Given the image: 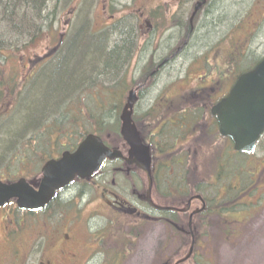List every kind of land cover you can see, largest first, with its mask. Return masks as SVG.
<instances>
[{"label": "rangeland", "instance_id": "1", "mask_svg": "<svg viewBox=\"0 0 264 264\" xmlns=\"http://www.w3.org/2000/svg\"><path fill=\"white\" fill-rule=\"evenodd\" d=\"M195 2V0H71L64 9L61 5L62 9L57 14L55 26L57 28V34H55L57 43L56 41L54 43V35H51L45 41L36 42L26 50L17 48L16 44L12 46L14 50L13 48H4V56L8 57L6 60L9 61L6 65V73L4 72L0 77V81L5 84L10 82L11 85V81H16L19 87L22 83L25 85L24 82L29 74L39 75L52 62L47 58L49 59V56L58 50L55 47H57L60 37H65V41H67L74 31L85 25L87 26L86 30L91 27L92 32L104 28H107V31L111 29L113 35L109 39L110 46L114 45L113 37L118 33V30H115L117 22H126L127 28L132 30L133 34H139L136 49H132L130 59L120 70L122 75L127 71V75L122 76L125 81H128L127 83H138L144 67L151 65L152 72L155 71L163 57L172 49L175 52L181 47L178 41L182 37L184 40L189 38L187 48L178 54L179 57L161 70L156 81L150 79L149 86L141 90L142 95L135 108V116L143 131L142 135L147 139L148 135L155 132L156 129L151 125L146 127V122L148 123L150 120L147 115H152L150 118L153 119L173 118V115L181 111L182 107H189L187 105L189 99H182V95L186 93L183 90L206 91V94H209V89L215 88L218 75L222 82L217 84L215 90L222 93L224 90L228 92L239 75L252 68L259 59L264 57V0H206V5L193 20L191 33L187 36L188 33L183 32L182 26L189 21ZM144 21H148L149 27L144 24ZM91 38H93L92 35L85 39L83 49L78 51L79 58L75 60L71 70L74 71L80 66L83 57L94 58L93 49L89 47ZM116 39L121 40L122 38L116 37ZM9 55H11V60ZM0 58L1 60L5 59L2 56ZM28 58L41 62L35 65L29 64ZM65 60L67 61L68 58L66 57ZM32 68L33 71H31ZM57 70L61 71L62 67ZM71 74L73 73L71 72ZM128 91L125 90L123 105ZM166 98L170 99L172 103L164 111L163 106L167 104L165 103ZM22 104L18 110L14 104L11 111L13 100L8 106L6 102L0 105L1 139H4L2 135L6 126L10 127L8 136H12V133L18 136L21 133L19 129L13 130L16 124H20L17 118ZM122 107L119 112L113 111L106 117L111 125L114 123L119 127V115ZM36 108L39 110L38 105ZM9 112L8 116L1 117L4 113ZM116 116L118 124L115 123ZM10 118L14 121H9ZM44 124L46 123L44 122ZM176 130L164 135H167V139L174 138L175 142L177 136H181L178 139L181 143L176 144L179 147L178 150L189 152L190 159L193 154L195 155L194 161H190L191 170L199 177L206 192L210 195L216 194V192H225L226 188L224 190L219 188L223 184L221 183L223 180L227 181L225 185L229 188L227 191L230 192V188L248 179L249 187L245 191L246 195L252 196V198L248 197L247 200H243L245 196L242 195L240 200L244 201L243 204L239 202L240 204L229 206V210L225 213L226 215L234 214L235 216H231L233 219L228 217L212 219L213 226L203 232L204 237L198 243L199 248L196 250V256L188 264H264V194L262 195L264 192V138L255 155L243 160V158L235 157L230 153L223 157L222 152L225 150V145L217 142L216 139L207 145V141L203 140V137L210 139L204 133V125L200 126L198 133L200 136L191 137L184 131H178L177 128ZM31 132L33 131L30 130L29 133ZM199 137L201 138L199 139ZM52 141L54 142L55 139ZM24 142L32 141L29 137H25L21 144ZM61 142L65 143L64 140ZM109 143L116 147L120 141L116 136H113ZM45 149L50 148L48 146ZM217 157L219 161L214 163ZM41 159L42 156L29 162L30 175L25 174L24 165L28 162H22L23 158L18 163L8 159L7 162L1 164L3 172L0 177L8 179V174L16 173L12 179L21 176L30 179L34 175L32 173L39 169V163L34 161L38 162ZM223 160L227 166L223 175L218 176V162L225 163ZM31 162L32 164H30ZM165 162H168V158L165 159ZM172 166L175 172L171 179L174 180L184 168L178 164H172ZM256 174L257 177H255ZM142 176L145 181V176L143 174ZM251 179L253 182L257 180V183L253 184ZM122 185V180H116L114 191L120 192ZM254 186L261 188L256 190ZM85 200L88 201V195ZM67 210L68 208H64L61 212L66 213ZM59 218L62 219L61 216ZM94 221L96 220L94 219ZM50 225L46 220L39 219L33 222V219H30L26 227L18 230L15 234L17 242L14 245L13 257L16 259L13 264H38L40 255L33 252L31 248L36 239L40 237L42 246H45L47 251L49 248L47 228ZM124 225V221L120 220L114 232V237L117 238L116 244H114L116 264L165 263L160 251L159 240L163 233L161 226L143 224L141 231L133 233L124 230ZM187 250L188 247L182 253L176 256L172 255L173 261L175 262L185 255ZM171 252L169 251V253ZM119 255H121L120 258H118ZM100 259L99 256L94 258L91 264H97Z\"/></svg>", "mask_w": 264, "mask_h": 264}, {"label": "trees", "instance_id": "2", "mask_svg": "<svg viewBox=\"0 0 264 264\" xmlns=\"http://www.w3.org/2000/svg\"><path fill=\"white\" fill-rule=\"evenodd\" d=\"M70 1L71 0H0V57H5L3 60L0 58V77L4 72L6 73V65L9 61L6 60L8 57L4 56L5 52H3V50L5 47L6 49L13 48L12 46L16 44L15 46H17V48L20 47L22 50H26L36 42L45 41L48 36L51 35H54V43L55 41L57 43V35H55L57 34V28H55L57 14H59V11L62 8L64 9L67 6L66 4ZM52 3L53 6L50 9L49 5ZM112 10L114 9L112 8ZM110 13L112 14V12ZM127 26L124 21L115 23V30H118L119 37L122 39L118 40L114 45L110 46L109 39L112 37L111 34L98 35L92 38L89 47L93 49L94 58L90 59L87 56L83 57L80 66L75 68L74 71L70 68L73 67L75 60L79 58L78 51L83 49V47H80L82 43H77L76 41L72 42L71 39L65 44L66 38L63 37L60 39L57 47H55V49L58 50H56L52 56H49V59L47 58L52 62L49 63L39 75L28 73L29 76L26 77L24 82L25 85L22 83L19 87L16 81H11L12 85L10 82H6L5 84L3 81L2 83L0 81V105L6 102L8 106L10 101L12 103L13 100V105L10 107L11 111L14 104L18 110V107H20L23 102L17 118L20 124H16L13 130L19 129L21 133H19L18 136H15L14 133H12V136H8L10 134V127L6 126L5 129H3L2 135L4 139L0 138V174L3 172L1 164L7 162L8 159L18 163L20 162L19 160L23 158L22 162H28V164L24 165L25 174L27 173L30 175L31 167L29 162L31 160L42 156L41 161H34L39 163L38 166H40L43 164L42 161H44L43 159L45 157L47 158L50 157L52 153H57L60 151L58 149L61 147H64L66 150L74 149L77 147L78 143L89 134L102 137L106 139L108 143L113 136H116L118 140L120 139L118 125L114 123V125H111L106 117L113 111L119 112L124 102L125 90H130L131 85L135 82L127 83L128 81L124 80V84H111L106 81V79L110 80L115 73L119 74L125 63L129 60L132 45L130 36L133 34V31L127 28ZM90 29L91 27L87 30L85 28L82 32L86 31L84 32L85 34L89 31L90 33ZM74 34H79V31H74L72 35ZM66 57L68 58L67 61L65 60ZM9 59L11 60V55H9ZM27 60L29 64L34 65L41 62L40 60L29 58ZM261 60L263 59H259L257 63ZM231 63L234 64L232 61ZM60 67H62V70L58 71L57 68ZM33 68L31 71H33ZM249 70H251V68L247 71ZM71 72L73 74H71ZM141 79L142 82H146L147 86H149L150 79H146L144 76ZM36 105L39 106V110H37ZM169 107L170 106H168V108ZM9 114L10 112L4 113L1 117L8 116ZM59 114L63 116L61 117ZM195 114L196 111L181 110L176 115H173V117H175L172 118V120H161L162 118L153 119L150 118L152 115L149 114L147 117H149L150 120L148 123L146 122V127L150 124L153 127L162 128L165 124H170V126H168L169 129L164 131L165 133L177 131V128L184 131L185 134H190L192 137L199 133V127L197 128L198 122H195L193 118ZM134 119L142 135L143 131L137 123L136 116ZM151 119L153 120L151 121ZM9 121L14 120L10 118ZM44 122L46 124H44ZM115 123L118 124L117 116ZM199 123H201V120H199ZM30 130L33 131L31 132L32 135L29 133ZM213 134L216 135L217 139L212 136ZM25 137H29L32 142H24V144H21ZM208 137L210 140L203 137V140L207 141V145L215 139L217 142L225 145L220 141L221 139H218L219 137L214 130L208 132ZM32 138H39V142L33 141ZM200 138L201 137H199V139ZM52 139H55V141L53 142ZM61 140H64L65 143H62ZM50 145L55 147L58 151H52V153L48 150L36 151V148ZM174 145V138L167 139L165 137H160L153 143L154 151L161 152V155L165 154V157L161 159L162 164L160 165H162V168L160 173L155 176V181H157L158 185L164 186V179H170L167 177L169 171L167 168L168 165H172L177 161L181 162V160L178 159L180 154L177 155L176 153L168 152L174 149ZM230 147L232 148L231 145ZM18 151L20 152L18 153ZM9 152H11V154H9ZM167 153H169V155H167ZM222 153H226V156L229 154L227 146ZM233 155L235 156V154ZM167 158L168 162H165ZM216 161H219L218 157L214 163H216ZM223 162H225V160H223ZM153 163H155L154 166L159 170L161 167L159 163ZM30 164H32V162ZM183 164H185L183 167L187 168V172L184 173L181 180L185 195H188L189 191H193V187H203L204 185L200 182L199 177L193 174L190 162L184 161ZM224 164L227 166L226 162H218L217 170L220 172L224 171ZM35 173L36 171L32 174ZM15 175L16 173L8 174V179H12ZM238 194L240 196L242 192ZM234 198L237 199L238 197L234 196ZM234 198L232 199L235 200Z\"/></svg>", "mask_w": 264, "mask_h": 264}, {"label": "flooded vegetation", "instance_id": "3", "mask_svg": "<svg viewBox=\"0 0 264 264\" xmlns=\"http://www.w3.org/2000/svg\"><path fill=\"white\" fill-rule=\"evenodd\" d=\"M144 24L148 26V21H144ZM186 93L189 97L196 96L206 100L211 107L227 94V92H217L215 88L210 89L209 94L198 91ZM167 103L170 104L172 101ZM162 137L167 138L166 135ZM179 137L181 136H177L175 145L181 143ZM38 139L33 138V141L39 142ZM145 142L149 144L152 156V141ZM111 147L121 150L124 158L128 157V150L122 142L116 147ZM168 152L182 154L175 148ZM160 153L153 151V159L159 165L162 164L159 161L162 157ZM154 165L153 174L157 176L162 165L159 166V170ZM167 168L169 175L172 176L175 172L173 166L168 165ZM40 175L41 170L37 176ZM178 177H182V172ZM178 177L174 180L165 178L164 186L154 181L151 192L153 204L169 210L160 211L151 205L142 172L133 165H127L121 159L108 162L105 169L89 181L76 179L70 187L58 193L55 200L41 212L20 211L12 202L0 208V264H13L16 259L13 257L14 245L17 242L15 234L20 228L26 227L30 219H33V222L39 219L46 220L51 224L47 228L49 242L47 251L45 246H42L40 237L31 248L40 255L38 264H91L98 256L101 259L97 264H116L114 244L117 238L114 237V232L120 220L125 223L124 230L133 233L141 231L143 224L161 226L163 233L159 240L160 251L167 264H174L173 259L169 257L182 253L185 247H188V253L193 242L195 243L193 254H196L198 243L204 237L203 232L199 233V229L205 231L210 221L220 215L221 208L216 207V201L212 206L207 199L204 201L194 198L196 197L194 193L185 195L182 180ZM116 180L123 182L120 192L114 191ZM87 195L88 201L84 199ZM203 207L205 208L202 210ZM64 208H68L66 213L61 212ZM182 210L186 211L181 212ZM68 214L71 215L67 216ZM60 216L62 219L59 218Z\"/></svg>", "mask_w": 264, "mask_h": 264}, {"label": "water", "instance_id": "4", "mask_svg": "<svg viewBox=\"0 0 264 264\" xmlns=\"http://www.w3.org/2000/svg\"><path fill=\"white\" fill-rule=\"evenodd\" d=\"M205 1L195 7V13L202 8ZM192 19L190 23L192 24ZM138 101L137 93L130 91L126 104L120 115V135L129 148L128 164L142 170L148 180V198L152 189L151 159L149 148L141 142L132 116ZM217 118L219 133L229 138L234 150L250 154L255 143L264 131V60L250 72L241 75L230 93L212 109ZM122 158L119 151H111L103 144L100 137L90 134L73 152H66L59 160H51L42 169V178L36 191L34 183L25 179L12 184L0 180V207L15 201L19 210L38 212L43 210L53 199L55 192L63 190L76 178L89 179L103 167L104 161ZM186 211V210H185ZM184 212V211H182ZM192 254L176 264L186 262Z\"/></svg>", "mask_w": 264, "mask_h": 264}, {"label": "bare ground", "instance_id": "5", "mask_svg": "<svg viewBox=\"0 0 264 264\" xmlns=\"http://www.w3.org/2000/svg\"><path fill=\"white\" fill-rule=\"evenodd\" d=\"M196 2H195V4H194V6H193V8H192V11H191V14H190V16H189V21L188 22H186L183 26H182V28L184 29V31L183 32H186V33H188L187 34V36L191 33V29H192V27H191V23H190V20L192 19V16H193V20L195 19V17L198 15V13L202 10V8L206 5V0H195ZM203 1H205V3H204V5L202 6V8L201 9H199L198 11H197V13L194 15V11H195V7L198 5V4H201ZM52 6H53V3L52 4H50L49 5V8L51 9L52 8ZM193 22V21H192ZM56 23V22H55ZM87 26L85 25V26H82V27H80V29L78 30L79 31V34H74V35H72L71 37H69V39L68 40H71L72 39V42H77V43H79V42H81L82 44L80 45V47L82 48V46L84 45V42H85V39H87L90 35H92L93 36V38L94 37H96V36H98V35H109V34H111V35H113V33H111V29L110 30H106L107 28H104L103 30H100V31H97V32H92V30L90 29V33H89V31L87 32V33H85L86 35H84V32H82L83 30H85V28H86ZM118 34V35H117ZM117 34H114V37H113V39H115L114 40V43L116 44L117 42H118V40L116 39V37H119V32L117 33ZM63 37H60V39H62ZM138 38H139V34H137V33H134V34H132L131 36H130V40H131V51H132V49H136V45H137V41H138ZM92 39V38H91ZM189 38H186L185 40H184V38L182 37L181 39H180V41H178L179 43H180V48H178L175 52H174V50L172 49L165 57H163V59H162V61H161V63L158 65V66H156L157 68L155 69V71H153L152 72V70L151 69H153V67H151V65L150 66H148V67H144V69H143V72H142V76H140L139 77V82L138 83H134V84H132L131 85V88H130V91H134V92H138V91H140V90H142V89H144V88H146L147 87V83L146 82H142V79H141V77H145L146 79H153V80H155L156 81V79L159 77V75L161 74V70L164 68V67H167L168 66V64H171V63H173L179 56H178V54L182 51V50H185L186 48H187V46H188V44H189V42H187V40H188ZM68 40L67 41H65V44H67V42H68ZM134 45V46H133ZM80 49V48H79ZM81 50V49H80ZM131 51H130V54H129V56L131 55ZM129 59H130V57H129ZM145 64V63H144ZM127 75V71L126 72H124V74L122 75V74H114L113 76H112V79H110V80H107L106 79V81H108V82H110L111 84H115V83H122V84H124L125 83V81H124V79L122 78V76H126ZM101 80H104V79H101ZM128 97V93H127V96H126V98ZM168 126H170V124H165L161 129H159V130H155V132H153L152 134H150V135H148V137H147V139L146 138H144V135H142V138H143V140H145V141H156V140H158L162 135H163V133H164V131L166 130V128L168 127ZM242 192L243 191V189L242 188H239V189H237L236 190V196H238L239 194V192ZM193 192H195V193H197V194H200V195H202L204 198H206V199H208V200H216V199H218V198H220L221 196H223V195H227V196H230V197H234V195H231L230 193H225V192H219V193H217L216 192V194H212V195H210L208 192H206L204 189H203V187H201V186H195V187H193Z\"/></svg>", "mask_w": 264, "mask_h": 264}]
</instances>
